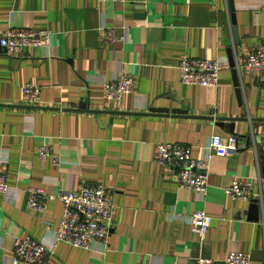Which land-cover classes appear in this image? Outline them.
<instances>
[{
  "label": "crops",
  "instance_id": "1",
  "mask_svg": "<svg viewBox=\"0 0 264 264\" xmlns=\"http://www.w3.org/2000/svg\"><path fill=\"white\" fill-rule=\"evenodd\" d=\"M232 5L0 0V34L13 28L50 33L48 46L28 48L23 56L0 50V171L9 186L0 194V264H12L17 238L53 242L62 204L52 200L42 212L29 210L28 188L57 194L96 183L106 186L114 204L107 244L58 243L45 264H197L199 256L222 260L228 252L264 264V212L223 192L235 178H257L264 187V70L238 74L239 101L230 66L264 40V0ZM184 56L216 61L217 85L182 84ZM122 76L132 79L130 92L119 101L106 99V82ZM26 84L40 88L38 105L27 104ZM207 116L244 120L230 133ZM212 135L223 142L235 136L237 150L208 155L203 194L179 187L154 157L156 144L171 142L200 159ZM42 145L48 158L38 156ZM196 211L212 217L203 236L189 224Z\"/></svg>",
  "mask_w": 264,
  "mask_h": 264
},
{
  "label": "built area",
  "instance_id": "2",
  "mask_svg": "<svg viewBox=\"0 0 264 264\" xmlns=\"http://www.w3.org/2000/svg\"><path fill=\"white\" fill-rule=\"evenodd\" d=\"M104 1V0H100ZM113 38V37H112ZM114 39V38H113ZM50 33L31 28H13L0 34V50L10 57L23 56L28 48L48 46ZM238 74H256L264 70V40L246 54H242L234 64ZM180 82L184 85L202 87L216 86L218 83V64L208 59H196L184 56L178 64ZM132 79L122 76L118 80L106 82L105 97L119 101L121 96L130 92ZM27 104L38 105L41 90L37 86L26 84L22 89ZM237 138L230 136L225 142L218 135L208 139L204 157L191 156L188 146L162 142L154 146L156 161L169 169L179 187L203 194L207 187L208 155L227 157L237 150ZM46 146L38 148V156L48 158ZM57 160L53 158V163ZM9 190L7 176L0 171V194ZM224 194L233 199L256 202L264 212V187L259 180L235 178L223 188ZM58 200L62 204V215L54 230L53 242L46 246L41 241L26 236L17 238L11 245L12 264H45L47 256L58 243H66L75 248L89 249L92 240L106 245L113 225L114 204L112 195L103 184L86 185L79 190H61L49 194L43 188L30 187L27 190L26 207L29 210L44 211L49 201ZM264 222V216H262ZM212 217L205 211L193 212L189 224L193 232L203 236L209 229ZM2 240L0 238V248ZM197 264H253L249 254L228 252L222 260L199 256Z\"/></svg>",
  "mask_w": 264,
  "mask_h": 264
},
{
  "label": "water",
  "instance_id": "3",
  "mask_svg": "<svg viewBox=\"0 0 264 264\" xmlns=\"http://www.w3.org/2000/svg\"><path fill=\"white\" fill-rule=\"evenodd\" d=\"M228 2H229V7L232 10L233 9L232 0H228ZM233 23H234V19H233ZM234 35H235L236 41H238V34H237L236 28L234 29ZM230 66L232 68L233 81H234V85L236 87V95H237L238 100L241 101V90H240V84H239V80H238L239 79V75H238V72L234 68V62H231L230 63ZM25 107L36 108V107H40V106H25ZM45 108L58 109V108H51L49 106H47ZM85 109L86 108H84V110ZM152 111H165L166 112L167 110H157V109H153L150 112H152ZM172 113L173 114H186L187 112L185 110L175 109V110H172ZM205 118L210 119V120H214L216 122V124L218 126H220V127H226L227 129H229V132L230 133H234V123L236 121H242V120H244V118L227 117V116H224V117L207 116ZM252 205H253L252 206L253 210L256 211V212H258L259 211L258 204L254 202Z\"/></svg>",
  "mask_w": 264,
  "mask_h": 264
}]
</instances>
